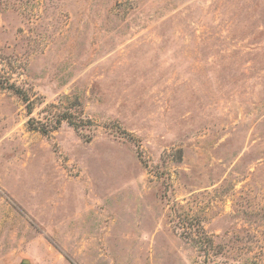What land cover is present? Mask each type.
Listing matches in <instances>:
<instances>
[{
  "label": "rangeland",
  "instance_id": "374dc122",
  "mask_svg": "<svg viewBox=\"0 0 264 264\" xmlns=\"http://www.w3.org/2000/svg\"><path fill=\"white\" fill-rule=\"evenodd\" d=\"M0 75V264H264V0H0Z\"/></svg>",
  "mask_w": 264,
  "mask_h": 264
},
{
  "label": "trees",
  "instance_id": "16d2710c",
  "mask_svg": "<svg viewBox=\"0 0 264 264\" xmlns=\"http://www.w3.org/2000/svg\"><path fill=\"white\" fill-rule=\"evenodd\" d=\"M0 85L4 89L10 90L21 97L26 104L27 114L30 115L32 113V102L15 86V84L9 83L6 76L0 75ZM47 108V111H43L45 114L42 119H36L33 117L28 119L27 125L30 130L37 131L43 135H49L57 131L62 122H66L69 126L76 130L84 129L90 125L89 121L85 120L82 115L76 117L68 109H65V107L52 103L48 105Z\"/></svg>",
  "mask_w": 264,
  "mask_h": 264
},
{
  "label": "water",
  "instance_id": "95a60500",
  "mask_svg": "<svg viewBox=\"0 0 264 264\" xmlns=\"http://www.w3.org/2000/svg\"><path fill=\"white\" fill-rule=\"evenodd\" d=\"M22 264H27V261H23Z\"/></svg>",
  "mask_w": 264,
  "mask_h": 264
}]
</instances>
